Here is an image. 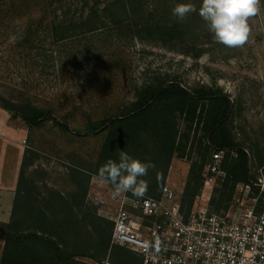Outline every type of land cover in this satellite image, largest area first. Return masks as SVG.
Segmentation results:
<instances>
[{
    "label": "rangeland",
    "instance_id": "obj_1",
    "mask_svg": "<svg viewBox=\"0 0 264 264\" xmlns=\"http://www.w3.org/2000/svg\"><path fill=\"white\" fill-rule=\"evenodd\" d=\"M137 1L135 14L117 9L113 14L103 10L108 0H101L99 15L108 20L94 30L79 25L89 13V8L83 12L80 0H0V95L18 106L50 110L70 130L53 122L29 128L0 107V135L8 137L2 143L12 145L9 157L23 148L25 182L41 203L50 197L47 188L68 198L75 190L73 173L78 172L90 179L87 203L109 220L117 204L94 173L108 132L94 135L87 125L133 107L145 86L163 81L178 82L189 91L229 95L233 112L228 127L250 157L252 177L264 166V0L260 14L249 20L248 42L240 47L217 43L198 11L182 22L172 16L175 4L190 2L198 10L201 0ZM69 21L76 23L77 31ZM164 26L175 29L173 40L154 36L156 28ZM176 117L183 137L189 125L184 117ZM139 136L133 158L154 160L159 143L154 131ZM205 147L206 139L193 125L188 145L192 153L188 150L184 159L176 153L165 178L163 167L155 165L152 181L180 193L191 163L202 162ZM221 187L217 182L214 191ZM3 249L0 242V259Z\"/></svg>",
    "mask_w": 264,
    "mask_h": 264
},
{
    "label": "trees",
    "instance_id": "obj_2",
    "mask_svg": "<svg viewBox=\"0 0 264 264\" xmlns=\"http://www.w3.org/2000/svg\"><path fill=\"white\" fill-rule=\"evenodd\" d=\"M80 1L84 13L89 8L87 16L82 15L80 26H94L95 30L106 24L108 19L99 15L101 0H94L93 3L91 0ZM138 7L137 0H108L103 10L113 14L116 9L135 14ZM71 24L74 31H77L76 23L69 21L68 26L71 27ZM175 34V29L169 26L156 28L154 32V36L164 42L173 40ZM65 38L69 37L65 35ZM0 107L29 128H41L47 122H53L63 131L70 132L67 124L62 123L50 110H40L31 104L18 106L1 95ZM232 109L230 96L221 90L189 91L178 82L165 81L145 86L133 107L87 125L86 130L91 134L108 132L94 173L97 176L98 169L109 159L118 162V150L133 157L135 144L140 141L139 135H151L154 131L159 141L158 153H154L152 161L142 156L140 158L142 162L154 161V165H161L164 171L162 177L165 178L169 162L176 153L179 159H184L188 150L192 153L193 149H189L188 145L195 125L206 139V147L202 151V162L191 163L181 198L183 206L191 207L201 193L204 184L203 168L212 154L225 151L222 170L226 177L221 182V189H215L210 202L215 211L225 210L233 200L236 187L249 184L252 178L250 157L246 149L234 140L228 127ZM177 115L184 117L189 125L183 137L176 126ZM159 155L164 161H160ZM25 157L26 154L21 165L11 219L8 223L0 222V240L4 242L0 264H142L141 258L134 252L112 245L114 224L99 217L97 208L87 203L90 179L86 175L74 171L76 173H73L72 180L75 190L68 198L46 187L50 197L41 203L34 198L25 182ZM152 170L154 168L149 169L148 175L141 178L148 183L145 195L159 197L164 184L153 182ZM82 258L90 261H80Z\"/></svg>",
    "mask_w": 264,
    "mask_h": 264
},
{
    "label": "built area",
    "instance_id": "obj_3",
    "mask_svg": "<svg viewBox=\"0 0 264 264\" xmlns=\"http://www.w3.org/2000/svg\"><path fill=\"white\" fill-rule=\"evenodd\" d=\"M225 151L212 154L203 168L204 184L191 207L183 190L165 184L159 197L114 196L112 245L137 254L142 264H264V166L249 184H239L230 206L210 208L214 187L225 180ZM97 183V182H96ZM94 184V183H93ZM102 184V183H101Z\"/></svg>",
    "mask_w": 264,
    "mask_h": 264
},
{
    "label": "clouds",
    "instance_id": "obj_4",
    "mask_svg": "<svg viewBox=\"0 0 264 264\" xmlns=\"http://www.w3.org/2000/svg\"><path fill=\"white\" fill-rule=\"evenodd\" d=\"M261 7V0H201L198 10L190 2L175 4L172 16L182 22L198 11L217 43L240 47L248 42L251 35L249 20L260 14ZM118 155L119 161L107 160L98 169L96 178L101 183L113 185L114 196L130 192L135 197H143L148 183L141 178L146 177L155 165L135 159L125 151L118 150Z\"/></svg>",
    "mask_w": 264,
    "mask_h": 264
},
{
    "label": "crops",
    "instance_id": "obj_5",
    "mask_svg": "<svg viewBox=\"0 0 264 264\" xmlns=\"http://www.w3.org/2000/svg\"><path fill=\"white\" fill-rule=\"evenodd\" d=\"M3 123H0V129ZM0 222L8 223L11 219V213L13 208V202L15 198V192L17 188L18 178L22 161L24 158L23 148L20 146V152L18 155L10 157L8 156L9 150H13L12 145L2 143L6 140L7 135H0ZM15 147V145H13ZM18 159L17 161H15ZM4 245V242L0 240Z\"/></svg>",
    "mask_w": 264,
    "mask_h": 264
}]
</instances>
